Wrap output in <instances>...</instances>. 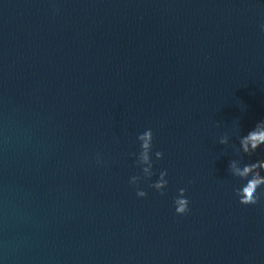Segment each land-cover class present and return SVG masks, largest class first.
Returning <instances> with one entry per match:
<instances>
[{
    "label": "water",
    "instance_id": "1",
    "mask_svg": "<svg viewBox=\"0 0 264 264\" xmlns=\"http://www.w3.org/2000/svg\"><path fill=\"white\" fill-rule=\"evenodd\" d=\"M261 24L264 0H0V264H264V200L229 173L264 159L236 152L264 120Z\"/></svg>",
    "mask_w": 264,
    "mask_h": 264
},
{
    "label": "clouds",
    "instance_id": "2",
    "mask_svg": "<svg viewBox=\"0 0 264 264\" xmlns=\"http://www.w3.org/2000/svg\"><path fill=\"white\" fill-rule=\"evenodd\" d=\"M261 29L264 30V24H261ZM219 126V125H218ZM140 142L141 150L137 155V166L142 168L143 177L134 175L130 178V184L137 186V196L146 198L148 193L139 188L142 178L151 179L155 175L153 171L154 162L152 160V150L154 145V132L152 129H147L137 137ZM118 142V141H117ZM219 143L221 145H229L228 134L223 135ZM240 147L236 149L237 154L243 153L252 156L264 146V120L258 122L255 127L248 132L247 135L241 136L239 139ZM156 158L163 159L164 153L162 151L155 152ZM97 163H106L102 156L97 154ZM241 160L233 159L229 163V173L232 176L246 181V183L235 189V194L239 197V202L245 206L260 205L264 200V159H257L250 163L241 166ZM168 171L165 169L160 172L159 179L150 185L161 195H165V189L168 186ZM175 211L177 215H186L190 212V200L187 198V189H179V195L174 200Z\"/></svg>",
    "mask_w": 264,
    "mask_h": 264
}]
</instances>
